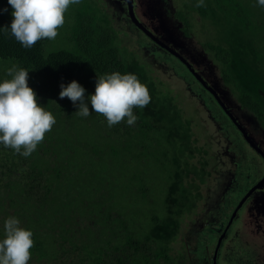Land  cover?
<instances>
[{"label": "rangeland", "instance_id": "374dc122", "mask_svg": "<svg viewBox=\"0 0 264 264\" xmlns=\"http://www.w3.org/2000/svg\"><path fill=\"white\" fill-rule=\"evenodd\" d=\"M88 1L94 8H102L106 15L120 21L121 28L117 35L119 47L134 53L149 65V74L154 78L159 93L174 98L175 104L184 112L183 118L189 119V132H192L191 141L194 142L191 145L208 151V165L205 168L208 176L205 181L201 182L189 172L185 184L194 181L197 188L194 190L187 185L186 197L177 198V203L183 205L184 211L180 217L172 215L179 222V230L171 241V252L185 255L186 264H213V252L225 231L215 264H264V183L251 193L230 221L244 195L264 177V160L244 140L238 127L211 92L215 93L262 154L264 130L239 108L223 85L217 66L202 50V43L215 40L220 34L218 28L210 21H203L195 11L196 6L192 5L191 29L185 35L175 15L183 11V3L190 6V0H133L134 17L170 53L132 23L128 16L127 0ZM82 2L80 0L79 4L69 6L64 14L65 22L58 28L54 40L44 39L45 53L59 49L75 51L69 37L75 19L73 9ZM13 65L20 68L15 62L0 60V83L9 77L7 70ZM28 83L31 86V79ZM40 90L37 94L38 103L50 111L56 120L44 140L53 147L61 144L66 154L75 156L77 161L73 169L75 176L66 187L71 196L65 195V201L74 202L72 198L76 195L77 202L82 201L84 206L89 207L81 211L85 219L96 217L95 214L101 212H109L113 216L119 214L129 223V227L141 234L153 223L151 217L161 218L170 206L172 211L176 209L171 201L164 205L169 183L164 172H160L146 155L148 146L141 143V137L147 135L149 139L152 138L146 129H127L121 122L109 127L106 118L92 112L90 105L91 114L88 117L79 116L76 114L78 109L72 103L68 108L65 105L67 101H61L59 89ZM92 91L86 89V98L94 94L95 91ZM171 140L168 139L169 142ZM168 143L167 149L177 154L178 142ZM3 146L0 145L3 156L12 150L9 159L14 155L19 159H27L28 163L26 168L20 169L19 179L15 183L6 179V187L3 186L4 190L0 191V240L5 235V221L15 217L20 221V227L33 233L28 264H57L56 258L66 253L62 244H55V241H62V236L49 234L46 229L48 218L32 219L31 209L35 201H31L30 196L31 155L23 157L6 147L3 152ZM155 149L162 155L160 146H155ZM199 153L196 152L193 159H188L185 168L198 169L202 159ZM42 192L38 190V193ZM89 199L101 201L100 206L91 208L87 202ZM43 207L45 212L52 213L51 206L43 204ZM98 207L100 211H96ZM80 224L88 225L84 221Z\"/></svg>", "mask_w": 264, "mask_h": 264}, {"label": "trees", "instance_id": "16d2710c", "mask_svg": "<svg viewBox=\"0 0 264 264\" xmlns=\"http://www.w3.org/2000/svg\"><path fill=\"white\" fill-rule=\"evenodd\" d=\"M190 2V6L183 3V11L175 15L185 35L191 29L190 8L196 6L199 0ZM4 8L8 11L0 13V28L10 26L12 22L11 7L7 0H0V9ZM73 10L75 19L69 40L74 43V52L59 49L45 53L44 39L31 49H25L10 33L0 31V60L15 62L27 70L31 79L29 87L36 94L40 89L61 90V83L67 85L73 80L94 92L96 76L113 72L136 75L140 83L147 87L151 100L146 107L133 109L138 117L134 126L127 125L126 118L121 123L127 129L144 128L152 136L150 139L147 135L141 137V143L147 144V157L160 172H164L169 183L164 205L171 201L176 209L172 211L170 206L161 218L151 217L153 223L141 234L129 227L119 214L113 216L109 212H101L95 214L96 217L85 219L81 211L89 207L84 206L82 201L77 202L76 195L72 198L74 202L65 201V195L71 196L66 187L75 176L76 157L67 155L61 144L53 147L43 140L31 154L30 161L29 195L31 201H35L32 203V219L48 218L46 229L49 234L62 236V241H55V244H62L66 253L56 258L57 264H186L185 255L179 256L170 249L171 241L179 230V222L173 217H180L184 211L177 198L186 197L185 186L189 185L194 190L197 188L194 181L185 184L188 173L192 172L201 182L208 176L205 170L208 151L191 145L194 142L191 141L192 132H189V119L183 118L184 112L175 104L174 98L159 93L154 78L149 74V65L134 53L119 47L117 35L120 21L106 15L102 8H94L88 0H83ZM195 11L203 21H210L220 31L215 40L201 44L202 50L217 66L223 85L239 108L264 130V7L258 5L257 0H206L203 6H196ZM64 99L68 107L72 102ZM168 139L172 140L169 142ZM173 142L179 144L177 154L166 147V143L170 145ZM155 146H160L162 155ZM196 152H200L198 155L202 157L198 169L185 168L188 159H193ZM7 153L3 156L0 151V191L4 190L6 179L15 183L20 169L26 168L28 163L27 159L14 155L9 159L12 150ZM39 189L43 190L42 194L38 193ZM87 202L91 208L101 204L97 200L89 199ZM42 203L53 208L51 214L45 212ZM96 211H100V207ZM73 220L77 222L72 223ZM83 221L88 225L80 224ZM74 253L77 255L74 256Z\"/></svg>", "mask_w": 264, "mask_h": 264}, {"label": "clouds", "instance_id": "9594fccd", "mask_svg": "<svg viewBox=\"0 0 264 264\" xmlns=\"http://www.w3.org/2000/svg\"><path fill=\"white\" fill-rule=\"evenodd\" d=\"M12 9V22L0 28L10 33L25 49H31L43 39L54 40L62 27L64 14L70 5L80 0H7ZM264 7V0H257ZM197 7L203 6L199 0ZM8 9H0V13ZM11 79L0 83V144L23 157L30 156L56 123L50 111L38 103L35 91L29 87V72L13 65L7 70ZM59 98H68L78 111L88 117L91 112L106 118L109 127L126 118L134 126L138 117L134 108H144L151 100L147 87L134 74L113 72L96 76L95 92L86 98V89L77 81L60 84ZM20 221L9 217L4 223V238L0 240V264H28L33 247V233L20 227Z\"/></svg>", "mask_w": 264, "mask_h": 264}, {"label": "water", "instance_id": "95a60500", "mask_svg": "<svg viewBox=\"0 0 264 264\" xmlns=\"http://www.w3.org/2000/svg\"><path fill=\"white\" fill-rule=\"evenodd\" d=\"M127 10H128V16L130 18V20L132 21V23L139 28L142 32L146 33V35L148 37H150L153 41H155L160 47L165 48L166 50H168V52L171 53V51L162 43H160L159 41H157L153 35H151L148 31H146L143 26L138 22V20L134 17V12H133V0H127ZM176 57L179 58V56H177L176 54H174ZM181 59V58H179ZM181 61L183 62V60L181 59ZM185 63V62H184ZM195 78L198 79V77L194 74ZM199 80V79H198ZM200 83H202L200 81ZM202 85L204 86V84L202 83ZM209 90V89H208ZM211 92V90H209ZM212 95L217 99V102L219 103V105L222 107V109L226 112V114L229 116V118L231 119V121H233V123H235L238 127V129L240 130L241 134L243 135L244 139L246 140V142L251 145V147H253L259 154L262 155L263 159H264V154H262L260 152V150L256 147V145L251 141V139L246 135L245 131L235 122L234 118L232 117V115L225 109L224 105L219 101V99L217 98V96H215V93L212 91L211 92ZM264 183V177L258 182L256 183L245 195L244 197L241 199L240 203L237 205V207L234 210V213L232 214V217L230 219V221L234 218L237 210L240 208V206L244 203V201L251 195V193L253 191H255V189H258L262 184ZM225 235V231L222 233L220 239L218 240L215 250L213 252V264H215V259H216V254H217V250L219 248V245L221 243V239L224 237Z\"/></svg>", "mask_w": 264, "mask_h": 264}, {"label": "flooded vegetation", "instance_id": "af4514ba", "mask_svg": "<svg viewBox=\"0 0 264 264\" xmlns=\"http://www.w3.org/2000/svg\"><path fill=\"white\" fill-rule=\"evenodd\" d=\"M163 49H165V48H163ZM176 57V56H175ZM181 60V59H180ZM184 63V62H183ZM185 64V63H184ZM204 87V86H203ZM236 125V124H235ZM237 126V125H236ZM242 135V134H241ZM243 136V135H242ZM244 138V137H243ZM245 140V139H244ZM246 141V140H245ZM262 157V156H261ZM263 158V157H262ZM264 160V159H263ZM238 211V210H237ZM213 261V260H212Z\"/></svg>", "mask_w": 264, "mask_h": 264}]
</instances>
